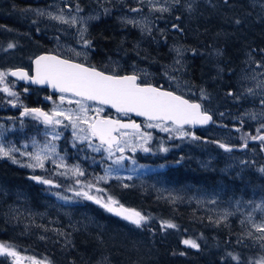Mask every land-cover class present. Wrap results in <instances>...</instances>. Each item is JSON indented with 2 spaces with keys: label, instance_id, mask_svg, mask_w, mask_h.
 Returning <instances> with one entry per match:
<instances>
[{
  "label": "rangeland",
  "instance_id": "374dc122",
  "mask_svg": "<svg viewBox=\"0 0 264 264\" xmlns=\"http://www.w3.org/2000/svg\"><path fill=\"white\" fill-rule=\"evenodd\" d=\"M35 1H43V3L35 5L33 9L29 8L30 10L12 8L6 13L7 16L4 19L10 20L11 23L9 22L10 24L2 26L0 29V70L7 71L26 67L41 49L82 62H89L91 48L85 50L78 43L79 31L86 27L85 36L89 39L87 34L92 27V22L102 19L107 13V15L122 22L120 25L125 31L122 37V46L125 48V43H131L134 49L138 50L125 54L121 52L124 51L123 48L115 47L111 50L112 53L106 55V66L103 69L116 73L136 71L137 74L141 75L142 82H150L161 87L174 89L190 95L196 100H201L206 109L212 113L214 122L202 128L185 126V130L200 137L199 140L180 139L175 133H166L159 129L144 127L145 131L152 133L153 138L148 144L152 151L144 152L137 149L133 153L130 149H126L124 153L126 159L120 164L113 163L120 153H115L109 159L107 152L103 149L96 152L87 147V142L74 141L71 127L65 128L61 125L57 128L61 137L52 143L56 145L59 155L64 158V164L67 165V168L57 167L60 161L57 159L56 164H54L52 161L55 157L45 160L44 168H29L25 165L33 161L28 155H22V153L35 152L33 140H36L39 146H43L51 140V135H45L46 126L40 121L31 116L24 118L17 116L21 109H14L13 104H10L9 101H13L17 107L25 106L24 99L26 100L29 94V88L27 89L26 85H20L16 78L9 75L6 82L18 95L13 97L0 92V114H15L12 119H0V133H2L0 142L5 147L18 149L13 155L19 163H13L8 158H0V162L6 161L24 169L29 178L39 176L43 179H50L54 183L45 185L31 179L33 181L32 189L13 185L11 192L10 188L0 179V199L6 197L9 200V207L25 208L27 209L26 211L23 209L25 214L32 212L40 218L52 211L56 216L54 219L58 222L56 223L53 219L51 222L55 223L58 229H60L58 227L59 220L61 221V217L64 216L70 225L75 224L71 229L65 224L66 230L61 233L65 241L70 243L73 229L76 226L78 228L86 227L89 221H96L100 218L97 209H101L112 217L116 216L107 212L94 201L76 196V192L80 191L83 186L89 183L93 184V188L84 187V190L89 191L91 195L105 199L109 195L117 199L119 193L133 194L138 192L140 200L144 198L147 201L150 200L149 204L155 199H162L166 201L168 207H175L176 209L191 206L187 214L194 216L189 219V222L192 223V229H187L184 238L197 241L200 247L203 246V243L200 244L201 240L204 242L205 238H211L212 247H216L220 239L217 232L220 233V230H223L230 232L227 235L230 240L229 243L233 242L235 246V249L230 251H232V257L239 256V262L250 264V262L258 261L264 257V247H261V242L243 235L250 230V225L246 220L247 213L252 212L256 222H260L264 218V212L258 209L253 211L256 204L264 201V172L260 171L261 168H264V148L261 147L260 141H251V139L247 140L246 148L241 147L245 137L264 133V129H261V133L257 132L260 125L264 124V117L260 116V113L264 112V105L260 104V100L264 98V87H257L258 83L264 82V67L257 66V63L264 65V52L255 53L253 50L246 49L242 56L243 60L234 68L233 75L228 80L230 82L227 81L228 67L224 65V52L214 45L206 47L198 45L197 48L190 51L180 42L168 41L167 48L170 58L167 60L156 58L149 61L143 56L145 54L143 52H149L153 45V40L149 37L152 36L154 40L159 39L156 31L158 33L164 31V39H168L171 38L167 32L168 29L177 31L183 29L184 22L180 26L177 23L179 21L174 19L178 10L185 13L184 21L188 22L200 11L199 6L201 4L212 9L218 6L237 9V3L230 0H227V3L225 0H179V3L174 2V0ZM245 3L251 7V10L253 8L256 10L258 17L264 14V0H245ZM189 4L193 6L192 11L188 9ZM77 6L80 8L79 12H77ZM161 8L169 10L160 11ZM131 9H139V11L133 12ZM37 10L57 15L61 14V10H63L62 14L66 18L76 16L78 20L81 17L84 19L76 25H68L50 19L47 15L40 16L37 14ZM16 12L17 18L15 19L13 14ZM125 20L139 21L140 23H126ZM160 20H168L169 22L160 24ZM174 24L178 25L179 28H173ZM146 29H150V31ZM48 42L50 43L49 47L46 45ZM9 43L15 44L16 47L8 49ZM44 45L46 47H43ZM73 48L77 51H87V60L83 57H75L69 50ZM177 49L180 50L179 54ZM199 51L208 59L206 66L208 74H206L205 81L194 84L189 79L188 64L194 57L193 53ZM166 72L167 75H165ZM246 75L255 76V79H242ZM169 77H173V79L170 80ZM247 88H253L255 94H247L245 91ZM202 89L204 98L201 97ZM229 92H233L235 95H228ZM59 96L60 93L50 104V111L55 104H59ZM90 106L95 107L96 105L90 104ZM62 107H74V105H68L65 102ZM14 110H16L15 113ZM107 113L108 110L105 108L103 114ZM248 113H256L257 119H251L247 115ZM65 123L67 122L65 121ZM145 124L146 122L144 126ZM47 131L50 132L51 130L47 129ZM215 141L229 144L233 146V150L225 152ZM74 143L75 147L73 146ZM161 147H166L169 150L167 152L160 151ZM75 165H78L83 171L82 176L76 177L69 171ZM110 165L113 168L112 173L105 180L98 181L96 177L104 176L105 170ZM201 170L206 172V179L202 180ZM65 171L68 172L67 175H60L61 172ZM189 172L190 175L186 176L185 173ZM129 176L132 178L128 179ZM77 179L81 181L80 184L76 183ZM124 185L129 186L124 187ZM97 189L102 191L98 192ZM39 193H42L41 200ZM57 193L59 196L56 195ZM61 197H69L70 199L64 200ZM128 208H135L151 217L144 227L137 228L116 216L117 219L120 218L133 226L136 233L137 230L151 229L153 224H160L162 220H169L178 225V222L171 215L166 214L167 216L158 217L153 215L151 210L142 209L140 205ZM195 210H198L197 215L194 213ZM225 212L232 213L226 220L222 219ZM14 217V224L20 225L22 241H24V236L29 235V228L35 232V237L41 236L40 227L29 222L32 217L26 215L20 218L18 211H15ZM217 220H220V223H216ZM241 221H245V223L242 224ZM46 227L47 225H44V229ZM251 231H253L254 236L259 235L255 233L254 229ZM109 236L111 241L117 239L113 233H110ZM141 240L136 237L138 242L132 241L129 248L136 249L135 244H140ZM0 242L3 241L0 240ZM5 243L13 245L25 258L22 264H32L27 259L28 257H35L39 261H46L47 264H50L47 258L34 254L29 247L22 248L16 241H6ZM226 248H230V245H226ZM1 258H6V261H0V264H13L11 257L0 256V260ZM101 258L104 259V257ZM231 260L234 264L239 263L233 258Z\"/></svg>",
  "mask_w": 264,
  "mask_h": 264
},
{
  "label": "trees",
  "instance_id": "16d2710c",
  "mask_svg": "<svg viewBox=\"0 0 264 264\" xmlns=\"http://www.w3.org/2000/svg\"><path fill=\"white\" fill-rule=\"evenodd\" d=\"M230 1L237 3L238 8L218 6L212 9L201 4L200 11L188 22L184 21L185 13L178 10L174 19L179 21L177 23L180 26L184 22L183 29L178 31L168 29L167 32L171 36L168 39H164V31L160 33L156 31L157 38L160 40H154L150 36L149 39L153 40V45L149 52H143L145 53L143 56L149 61L153 60V56L160 60H167L170 58L167 48L168 41L180 42L190 51H193L198 45H202V47L214 45L224 52L223 60L224 65L228 67L226 73L228 81L233 75L234 68L243 60L242 56L246 49L253 50L255 53L264 50V14L258 17L256 10L254 8L251 10L245 0ZM40 3L43 1L0 0V29L11 23L4 17L12 8L30 10L29 8L33 9ZM248 13L250 14L248 15ZM13 15L16 19L17 12ZM102 19L92 22L89 33L92 43L97 48V54L94 57L106 56L115 47L123 48L125 53L138 50L134 49L131 43H125V48L122 46V37L125 33L120 25L122 22L107 13ZM236 20H240L241 23L236 24ZM165 22L169 21L160 20V24ZM193 56L188 64L189 79L194 84H200L205 81L206 74H208L206 69L208 59L201 51L193 53ZM205 174L206 172L201 170L202 180L206 179ZM185 175H190V172ZM0 179L10 188L11 192L13 185L21 188L32 189L33 187V181L29 178L27 171L6 161L0 163ZM14 182L16 183L14 184ZM39 198L42 199V193H39ZM117 199L125 207L140 205L142 209H149L153 215L158 217L167 216L166 214L171 215L178 222V228L162 229L159 223H155L151 229L137 230L136 233L129 223L97 209L100 218L96 221H89L86 227L78 228L76 226L73 229L72 241L67 243L61 233L66 230L65 224L70 227L69 229L75 224L70 225L62 216L58 223L60 229H58L57 225L51 222L52 219L56 223L58 222L54 219L56 216L52 211L44 216L45 218L43 216L40 218L32 212L25 214L23 209L25 211L27 209L14 208L16 206L9 207V200L5 197L0 199V240L3 242L16 241L22 248L29 247L34 254L47 258L50 264H56V262L58 264H99L101 261V264H234L231 260L232 251L230 250H234L235 246L233 242L229 243L230 240L227 237L229 231L220 230V233L217 232L220 239L214 247L215 249L212 247L211 238H205L204 242L201 240L200 244L203 243V246L199 249L189 248L182 243L186 239L184 237L187 229H192L189 219L194 216L187 214L191 206L176 209L168 207L166 201L162 199H155L149 204L150 200L147 201L145 198L140 200L138 192L119 193ZM91 206L96 207L95 205ZM15 211H18L20 218L26 215L32 217L29 222L40 227L41 236L35 237V232L29 228V235L24 236V241H22L20 225L13 222ZM194 213L197 215L198 210H195ZM44 225H47L45 229ZM110 233L115 234L117 239L111 241ZM136 237L142 240L140 244H135L136 249H130L132 241L138 242ZM206 241L207 243H205ZM226 245H230V248H226ZM0 261L4 262L6 258H1ZM237 264L247 263L239 262Z\"/></svg>",
  "mask_w": 264,
  "mask_h": 264
},
{
  "label": "snow or ice",
  "instance_id": "6c2138e0",
  "mask_svg": "<svg viewBox=\"0 0 264 264\" xmlns=\"http://www.w3.org/2000/svg\"><path fill=\"white\" fill-rule=\"evenodd\" d=\"M179 3V0H174ZM227 3V0H225ZM189 11L193 10L192 4L188 5ZM167 8H161L160 11H168ZM80 8L77 6V12ZM131 11H139V9H131ZM61 10V14H53L51 12H43L37 10V14L40 16L47 15L50 19L59 21L68 25H76L82 22L84 18H78L72 16L66 18ZM92 19V17H89ZM126 23L139 24V21L125 20ZM236 24H240V20L235 21ZM173 28H179L178 25H173ZM150 31V29H146ZM87 28H81L79 31V41L82 47L87 50L92 47V41L87 39L85 33ZM8 49L15 48L16 45L9 43ZM75 57H83L87 60V51H77L76 49H69ZM179 49L177 53L179 54ZM264 51V50H261ZM179 63V61H177ZM35 74L29 75L28 71L23 68H17L15 70H0V92L7 93L9 96H17L18 94L12 90L9 84L6 82L7 77H17L20 80L30 81L33 84H47L60 93L59 104H55L50 112H46L41 108H28L24 107L20 113L21 117L31 116L37 121H40L46 126L45 135H51V140L45 143L43 146H39L36 140H33V147L36 149L32 153H22V155H28L33 161L25 165L29 168H44V161L50 157H55L53 163L56 164L57 159L60 163L57 167H65L64 158L59 155L56 150V145L52 141L59 140L61 133L57 131L58 126L63 125L65 128L71 127L74 141L87 142V147L92 148L94 151L99 152L103 149L107 152L109 159L115 153H120L113 161L114 164H120L126 157L124 153L126 149H130L133 153L140 149L144 152H150L152 149L148 147L149 142L152 140V133L145 131L144 127L149 129H159L166 133H175L180 139L191 138L192 140H199L200 137L195 136L194 133L185 130L186 125H207L210 122H214L212 115L206 110L199 102H193L186 99L183 95H177L174 91L165 90L162 87L155 86L151 83H145L141 80V75L133 71L130 74L120 75L115 71L112 73L98 69L94 65L87 63L77 62L75 59L62 58L59 55H40L35 58ZM258 67H264L257 63ZM143 71V70H141ZM147 75V73H144ZM167 75V72L165 73ZM173 79V77H169ZM242 79H255V76H244ZM257 87H264V82L258 83ZM27 91V89H25ZM246 93L254 95L253 88H247ZM228 95L234 96L235 93L229 92ZM201 97L204 98L203 89L201 90ZM239 99V97H236ZM51 100L52 97H47ZM65 102L68 105H74V107H62ZM10 104L16 106L13 101H9ZM90 104L96 105L91 107ZM260 104L264 105V98L260 100ZM109 106L124 117H128L130 114H135L138 117H144L146 124L142 127L141 124L135 120H124L120 118H112L107 115H103L105 108ZM223 115V113H221ZM249 117L253 120L257 119L256 113H248ZM260 116L264 117V112L260 113ZM65 121L67 123H65ZM50 129L51 131H47ZM261 129H264V124L260 125L257 129L258 133H261ZM2 135V133H0ZM258 140L261 142V147L264 148V133L248 136L244 138V143L241 147H247V140ZM98 141V143H96ZM218 146L224 149L225 152H231L233 146L215 141ZM75 147V143L73 144ZM160 151L167 152L169 149L161 147ZM18 149L15 147H5L0 142V158L11 159L13 163H19V161L13 155ZM130 159V157H128ZM245 163V162H241ZM69 171L76 177L82 176L84 173L78 165L73 166ZM113 168L110 165L105 170L104 176H98L96 179L105 180L112 173ZM264 172V168L260 169ZM68 172H61L60 175H67ZM119 179V177H117ZM132 177L129 176L128 179ZM31 179L45 184L52 185L54 182L50 179H43L39 176H33ZM77 184H80L79 179L76 180ZM129 185H124L128 187ZM84 187L91 189L93 184L89 183L76 192V196L83 197L89 201H94L97 205H100L107 212L112 213L137 228L144 227L151 219L149 215L143 214L141 211L135 208H128L121 204L117 199L112 196L107 198L91 195L89 191H85ZM97 191H102L97 189ZM59 196V193L56 194ZM61 199L68 200L69 197H61ZM239 203V202H238ZM251 204V202H249ZM260 210L264 212V201L254 206L253 211ZM232 213L225 212L222 219H227ZM246 220L250 225V230L244 233L248 237H252L261 242V247H264V218L260 222H256L253 213H247ZM216 223H220L217 220ZM245 223V221H241ZM162 229H176L178 225L169 220H162L160 222ZM258 233V236H254L253 231ZM239 242V241H238ZM184 245H187L193 249H199L200 245L193 239H184L182 241ZM231 255V254H229ZM0 256L11 257L13 264H22L25 259L20 255L16 248L8 243L0 242ZM234 260H240L239 256H233ZM32 264H47L46 261H39L35 257H28ZM250 264H264V257Z\"/></svg>",
  "mask_w": 264,
  "mask_h": 264
},
{
  "label": "flooded vegetation",
  "instance_id": "af4514ba",
  "mask_svg": "<svg viewBox=\"0 0 264 264\" xmlns=\"http://www.w3.org/2000/svg\"><path fill=\"white\" fill-rule=\"evenodd\" d=\"M89 33H90V31H89ZM89 33H88V37H89V39H91ZM91 41H92V39H91ZM46 45H47V47H49L50 43L48 42ZM159 45H161V44H159ZM93 48H94V43H92L90 57H89V62H82V61H79V60H76V59L75 60L78 61V62H81V63H87V64H90V65H94L98 69L106 71V70L103 69L106 66V60H105L106 56H99V58L98 57H94L97 54V48L95 47L94 51H93ZM133 51H137V50H133ZM121 52L125 53V51H121ZM110 53H112V51ZM110 53H107V55L110 54ZM129 53H132V52H129ZM125 54H127V52ZM64 57H66V56H64ZM66 58H68V57H66ZM156 58L157 57L153 56V60H155ZM70 59H72V58H70ZM31 65H32V60H31L30 64H28L25 67V68H27L28 72L32 71ZM106 72H108V71H106ZM109 73H112V72H109ZM117 74L123 75V74H127V73L117 72ZM19 83H20V85H26L27 89L29 88V94L27 95L26 100L24 99L25 106H22V107L12 106L14 109L20 108L21 109L20 113L23 111L24 107L41 108L42 110H44L46 112H50V104L52 103V101H54V98L59 94V92H56L55 90H51L50 87H46V86H32L30 84H26V83H23V82H20V81H19ZM49 96L52 97L51 100L47 99V97H49ZM106 109L108 110V113L107 114H103V115L115 116V117H118V118H121V119H130V118H132L131 116L124 117L122 114H118V113L114 112L112 109H109V108H106ZM15 112H16V110H14V113ZM20 113L17 115V116H19V118L26 117V116L21 117ZM111 113H113V114H111ZM14 116H15V114H13V113L7 114V115H1L0 114V119L9 120V119H12Z\"/></svg>",
  "mask_w": 264,
  "mask_h": 264
},
{
  "label": "water",
  "instance_id": "95a60500",
  "mask_svg": "<svg viewBox=\"0 0 264 264\" xmlns=\"http://www.w3.org/2000/svg\"><path fill=\"white\" fill-rule=\"evenodd\" d=\"M40 55H47V53H43V54H40ZM40 55H38V56H40ZM52 55H55V54H52ZM37 56V57H38ZM36 58V57H35ZM35 58H34V60H35ZM34 60H33V64H34ZM15 69H17V68H14V69H12V70H15ZM24 70H26V69H24ZM27 71V70H26ZM35 74V64H34V69H33V75ZM14 78H16V79H18L17 77H14ZM18 80H20V79H18ZM20 81H22V82H25V83H30V84H33V83H31L30 81H24V80H20ZM152 84V83H151ZM34 85H38V86H47V87H50L51 88V90H55V89H53L50 85H47V84H43V85H41V84H34ZM153 85H155V84H153ZM155 86H157V85H155ZM165 90H169V91H172V90H170V89H166V88H164ZM55 91H57V90H55ZM58 92V91H57ZM175 92V91H174ZM176 94L177 95H182V94H179V93H177L176 92ZM184 96V95H183ZM185 97V96H184ZM186 99H189V98H187V97H185ZM190 100V99H189ZM192 101V100H191ZM193 102H196V101H193ZM200 103V102H199ZM105 107H108V108H110L109 106H105ZM112 109V108H111ZM114 111H115V109H113ZM210 114V113H209ZM134 118L133 119H131V120H135L137 123H139V124H141L142 125V127H143V124H142V120L141 119H143V120H145V118L144 117H138V116H136L134 113L133 114H131ZM211 115V114H210ZM112 118H114V117H112ZM121 119V118H120ZM136 119H138V120H136ZM124 120H128V119H124ZM211 123V122H210ZM209 123V124H210ZM208 125V124H207ZM186 126H193V125H186ZM202 126H205V125H194L193 127L194 128H197V127H202ZM252 141V140H251Z\"/></svg>",
  "mask_w": 264,
  "mask_h": 264
},
{
  "label": "bare ground",
  "instance_id": "6f19581e",
  "mask_svg": "<svg viewBox=\"0 0 264 264\" xmlns=\"http://www.w3.org/2000/svg\"><path fill=\"white\" fill-rule=\"evenodd\" d=\"M95 7V6H94ZM101 20H103V19H101ZM100 20V21H101ZM95 21V20H94ZM98 21V20H97ZM92 28V27H91ZM46 30V29H45ZM89 33V32H88ZM88 35V34H87ZM92 35V34H91ZM159 45V44H158ZM161 46V45H160ZM94 48H95V46H94ZM19 64V63H18ZM15 66V65H14ZM28 84H30V83H28ZM30 85H32V86H38V85H34V84H30ZM47 87V86H46ZM209 138V137H208ZM193 151V150H192ZM25 176V175H24Z\"/></svg>",
  "mask_w": 264,
  "mask_h": 264
}]
</instances>
